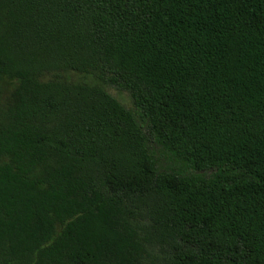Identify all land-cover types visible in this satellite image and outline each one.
<instances>
[{
    "label": "trees",
    "instance_id": "16d2710c",
    "mask_svg": "<svg viewBox=\"0 0 264 264\" xmlns=\"http://www.w3.org/2000/svg\"><path fill=\"white\" fill-rule=\"evenodd\" d=\"M0 75V264H264V0H0Z\"/></svg>",
    "mask_w": 264,
    "mask_h": 264
},
{
    "label": "rangeland",
    "instance_id": "374dc122",
    "mask_svg": "<svg viewBox=\"0 0 264 264\" xmlns=\"http://www.w3.org/2000/svg\"><path fill=\"white\" fill-rule=\"evenodd\" d=\"M40 79L43 81L57 79L66 82L85 83V84H92L94 82V80L90 76L84 74L72 73V72L46 74L42 76ZM14 85H15L14 80L7 79L6 77L0 75V93H2L3 95L8 94ZM104 90L110 96H112L122 107L132 112L135 120L140 124L142 131L146 134L145 122L141 121L140 117L133 111L128 95L123 91H119L111 87H104ZM148 148L152 153V157L155 161V167L157 171L181 170L184 172V174L191 173V174L201 175L203 177L210 176L214 172V170H203V171L195 172V171L183 169L167 152H165L156 143L149 142Z\"/></svg>",
    "mask_w": 264,
    "mask_h": 264
}]
</instances>
